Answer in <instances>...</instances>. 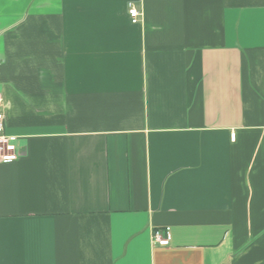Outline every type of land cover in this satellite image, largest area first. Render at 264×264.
<instances>
[{"label": "crops", "instance_id": "crops-1", "mask_svg": "<svg viewBox=\"0 0 264 264\" xmlns=\"http://www.w3.org/2000/svg\"><path fill=\"white\" fill-rule=\"evenodd\" d=\"M0 99V264H264V0H0Z\"/></svg>", "mask_w": 264, "mask_h": 264}, {"label": "built area", "instance_id": "built-area-1", "mask_svg": "<svg viewBox=\"0 0 264 264\" xmlns=\"http://www.w3.org/2000/svg\"><path fill=\"white\" fill-rule=\"evenodd\" d=\"M129 15L133 24H137L140 12L131 4L129 5ZM2 105V99H0ZM5 115L0 113V163L15 162L19 160L21 154L17 148V138L9 136L5 132ZM153 245L159 247H167L171 243V234L169 230H156L152 237Z\"/></svg>", "mask_w": 264, "mask_h": 264}]
</instances>
